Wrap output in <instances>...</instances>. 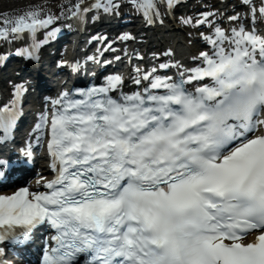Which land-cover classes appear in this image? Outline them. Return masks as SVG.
<instances>
[{
	"label": "snow or ice",
	"instance_id": "6c2138e0",
	"mask_svg": "<svg viewBox=\"0 0 264 264\" xmlns=\"http://www.w3.org/2000/svg\"><path fill=\"white\" fill-rule=\"evenodd\" d=\"M128 2L147 24L161 17L154 0ZM160 2L170 11L178 0ZM119 7L79 0L67 11L83 20L90 8ZM240 8L182 17L209 26L199 33L209 47L190 66L159 63L176 67L173 76L136 67L147 81L137 90L123 91V77L111 74L76 88L79 99L67 89L44 98L33 132L52 175L37 173L35 188L0 192V264H14L5 258L9 245L27 244L44 224L50 232L38 264H264V0H241ZM59 18L38 5L8 10L0 13V39L31 40L16 52L38 60ZM41 31L44 40L36 39ZM22 91L14 85L12 107L0 111V141L10 137ZM20 153L30 163L31 143ZM8 169L0 159V178Z\"/></svg>",
	"mask_w": 264,
	"mask_h": 264
},
{
	"label": "bare ground",
	"instance_id": "6f19581e",
	"mask_svg": "<svg viewBox=\"0 0 264 264\" xmlns=\"http://www.w3.org/2000/svg\"><path fill=\"white\" fill-rule=\"evenodd\" d=\"M78 1L79 0H0V13H4L12 9L24 10L29 6L38 5L46 10L51 9L54 11L60 17L56 21L58 23L62 18L68 16L69 12L67 10ZM61 8L65 10L63 15L60 14Z\"/></svg>",
	"mask_w": 264,
	"mask_h": 264
}]
</instances>
